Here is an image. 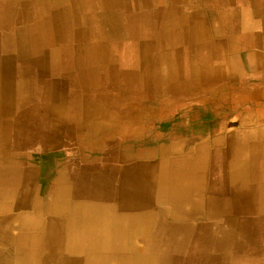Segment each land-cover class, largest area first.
Listing matches in <instances>:
<instances>
[{
  "label": "crops",
  "instance_id": "1",
  "mask_svg": "<svg viewBox=\"0 0 264 264\" xmlns=\"http://www.w3.org/2000/svg\"><path fill=\"white\" fill-rule=\"evenodd\" d=\"M7 3L0 0V11ZM54 8L61 11V20L34 31L42 36L58 26L70 29L67 41L53 44L41 43L39 37L34 39L38 44L22 37L19 44L12 41L6 36L15 26L0 14V225L5 228H0V244L17 251L15 264L90 262L86 254L67 247L70 230L27 229L20 214L43 218L53 204L51 218L57 223L78 218L74 206L96 202L97 212L86 215L110 219L109 232L118 235L122 227L115 222V209L131 211L138 204L122 203L138 198L124 196L122 171L112 168L124 156L134 168L132 152L116 151L112 143L145 133L140 126L163 123L166 141L199 143L186 145L185 156L216 159L234 142V155L250 159L254 169L248 178L245 171L236 174L238 182L227 188L210 182L204 191L162 178L166 188H159V197L155 176L167 161L146 162L149 174L141 184L149 199L129 221L138 223L139 212L144 213L147 248L152 239L159 244L166 221L167 254L188 252L193 243L224 251L221 264L250 256L264 264V0H74L67 16L58 2ZM39 24L38 18L32 22ZM67 45L72 50L68 64L61 56ZM32 108L37 111L31 113ZM44 114L48 119H39ZM155 154L163 157L166 148ZM234 168L205 170L231 176L238 170ZM241 174L245 182H240ZM93 189L100 197L83 194ZM166 189L173 196L166 209L152 210ZM112 191L114 198L108 196ZM58 196L70 202V214L57 213L63 203ZM172 239H187V246H175ZM41 253L52 256L38 258ZM104 257L99 254L98 262ZM109 258L116 264L123 255L113 252Z\"/></svg>",
  "mask_w": 264,
  "mask_h": 264
},
{
  "label": "rangeland",
  "instance_id": "2",
  "mask_svg": "<svg viewBox=\"0 0 264 264\" xmlns=\"http://www.w3.org/2000/svg\"><path fill=\"white\" fill-rule=\"evenodd\" d=\"M46 92L47 91H45V94H47ZM51 108L52 107H50L49 110ZM30 111L31 113H35L37 110H35V108H32ZM41 118H44L45 120L48 119L47 115L45 114L40 116L39 119ZM31 119L33 118L31 117ZM140 128L146 129V132L138 136L136 135L127 136L128 138L126 140L116 141L115 143H112L116 151L122 150V152L125 153L126 151L129 150V152H132L131 163L132 164L134 163L135 165L134 168H129L132 167V165L129 166L128 165L129 162L123 161L124 160L123 158L125 156L121 159L117 158L119 162L112 167L122 171L119 178L121 180L122 189L125 197H128L129 194H133L135 191H137L138 186L147 179L149 174V169H148L149 163L146 162L149 161L161 162L162 160H164L167 161V163L172 164L171 166L166 165L163 168H159L157 175L155 176L156 183H155L154 191L155 194H157L159 197H160L158 192L159 188L161 187L166 188V184H164V182H161L162 178L163 181H165L166 179V182H170V183H179V182L191 183L192 181H194L193 171H192V167L190 168V163L193 160H195V158L185 156L186 149H188V146L186 145L191 144L193 146L194 145L196 146L199 145V143H194V142L188 143L180 139H176L173 141H166V123H163L161 125L155 124V125L140 126ZM175 138H179V136H176ZM161 146L166 148V154L163 157L155 154L158 152L157 148H160ZM107 152H111V151H107ZM223 157H224V161L227 163L239 162L240 160L241 162L248 161V158H244V157L240 158L237 155H226ZM210 161H212V159H210ZM137 163H143V164L137 166ZM240 172H241L240 170H237L232 175L235 176L236 174H240ZM199 173L203 175V179L204 181H206V183L219 182L220 173L211 174L209 171L205 169L199 171ZM113 175L115 176V174ZM161 175H163L164 177H162ZM100 179L103 181L102 177ZM97 181L101 182L99 180ZM108 181H110V179ZM116 184L119 185L118 183ZM117 191L119 192L121 191V189ZM169 193L172 194L170 191L166 189V196L163 197V199L156 197V200H154V205L151 206V209L154 210L161 207L166 209V200H168L169 197L173 198V196L171 195L169 196ZM54 195L55 194H53V196ZM58 197L63 200V203L58 205L57 213L60 215L64 214L65 216L64 212L67 209L68 213L70 214L72 210V206H70V202L66 204L64 203L66 199L65 197L63 196H58ZM42 204H43L42 206L45 207L46 205L45 200H43ZM135 204H138L137 206H139V201L135 203H128V202L122 203V205H127V206L135 205ZM35 207L41 208V202L35 201ZM99 208L100 206L96 202H93L91 205L87 204L86 206L76 205L74 206V212L73 211L72 212L76 214V216L79 215L78 218L65 220V222H68L70 224L69 226L71 229L70 230L71 234H69L66 238L70 240V244H68L67 247L77 253L81 252L86 254L87 255L86 258L90 262H86L85 264H109V263L115 264L114 262L109 261L110 259L109 255H112L113 252H115L116 255L122 257V255L124 254L125 255L132 254L135 256L139 254H144L148 251L146 245L147 231L145 229L147 226V222L144 221L145 219L143 218L144 215L143 212H139V216H140L139 222L131 224L132 222L129 221V218H131V215L133 217L136 214V212L124 210L119 207L116 208L115 211H117L119 215L118 217H116L117 219L115 222L117 223V225L118 224L121 225L122 230L120 228V233L114 236L112 233L109 232V230H111L112 228V225L110 224V219L107 220L104 217L90 219L91 217L89 218L88 215H86L88 211L97 212ZM45 214H46L45 217L42 218L41 216L38 219H34L33 214L29 212L26 213V215L20 214V216L23 218L25 217V220L27 221V229L40 230L42 232H45L43 226L45 223H47L51 215L54 214L53 204L50 205V207L48 208ZM164 224L165 227L163 230L160 231L159 234L160 239H159L158 247L154 248L152 251L155 255H159L161 252H166L167 250H169L166 247V221L164 222ZM116 238H118L119 242L114 250L109 245L108 241ZM234 239L238 243L242 241V238L236 237ZM188 249L189 251L186 252L185 254L177 251L171 252L176 254L177 256L171 258L170 259L171 261L169 262L165 261L164 264H221L219 257H221V254L224 253V251H220V250L217 251L216 248L210 249L209 247H205V246L199 248L198 246L196 247L193 243L191 244V247ZM227 250L228 251L226 252L232 258L234 254L232 253V249L228 248ZM99 254H104L105 256L108 257L107 259L106 257H104L98 262ZM236 255L238 254L236 253L235 256ZM120 261L121 260L118 259L116 264H121L122 262ZM132 264H139V263L138 261L134 260L132 261Z\"/></svg>",
  "mask_w": 264,
  "mask_h": 264
},
{
  "label": "bare ground",
  "instance_id": "3",
  "mask_svg": "<svg viewBox=\"0 0 264 264\" xmlns=\"http://www.w3.org/2000/svg\"><path fill=\"white\" fill-rule=\"evenodd\" d=\"M7 1H8L7 6L4 8V11L3 10L0 11V14L2 12H4V14H5L4 18L10 20L13 23L12 26H15V28L14 27L11 28L9 35L6 36V37H10L12 41L17 40V43L19 44L18 41L21 40L20 37L24 38L25 41L32 42V43H37L36 40H34V39H36L38 37L40 38L41 43H47L48 42V43L53 44L54 40H57L58 42H60V41L64 42V41L68 40V37L70 36L69 35L70 29L68 30L67 28L66 29L62 28V26L56 27L55 31L46 30L49 33L46 31H43L42 36L36 35L34 33V31H36L35 27H39L40 25H43V27H40L39 29H42V28L47 29L46 25H49L51 22H54L57 19H58V21L61 20L60 19L62 17L61 11L56 9V8H54V10L52 9V7H54V5H55V2H58V5L62 6L63 9L65 8L66 11L65 10L64 11L67 13L66 14V16H67L71 10V6H73V4H74V0L73 1L72 0H7ZM60 1H63V2H60ZM1 16H2V14H1ZM37 18L41 19V24L36 25V26L35 25L32 26V22L35 21V19H37ZM22 25L27 26V27L25 29H19V28H23ZM51 33L53 34L54 37H52L50 35ZM52 38H53V41L51 42ZM33 46L34 45H32V47ZM68 48H69V46L67 45L66 49L61 53V56L64 58V60H65L64 62L66 64L69 63L68 61H70L71 54H72V50L71 49L69 50ZM14 49H15V47L12 46V52L11 53H14V51H13ZM18 49H19V47L17 48V50ZM18 52H19V50L17 51L16 54H18ZM65 57H66V59H65ZM13 65H14V62H11V70L12 71L16 70L15 66H13ZM233 66H235V65H233ZM240 67H241V65H240ZM214 69H215V67H214ZM7 85L9 86L8 83H7ZM11 89L12 88L9 86V92ZM10 96H11V94H10ZM232 145H233V147H231ZM236 145H237V143H235V144H234V142L230 143V145L227 146L228 148L225 147L224 151L222 150V151H220V153H222V154L224 153V156L234 155L236 152V149H237ZM163 149H164V147L161 146L160 148H157V151H161ZM203 150H204V148H203ZM203 155H205V154H203ZM203 155H199V156H203ZM212 161H213V163H212ZM212 161H210V159L207 157H203V158L198 157L195 160H193L190 163V168L192 167L194 181H192L191 183L188 182L187 186L194 184L198 188L202 189L201 191L208 190L207 187H209L210 184L206 183V181H204L202 174H199V171H202L204 169H210V168L225 169V168H229L230 166H234L235 167L234 169L240 168L238 170L245 171L243 173H244V175L247 176V178L250 176L248 171H250V173H252V171L254 169L253 165H251L250 159H249L248 163L241 162V160L239 162L227 163L224 161V157L220 156L219 158L212 159ZM163 164L165 166L166 165H169V166L172 165L171 163H167V162H163ZM255 168H257V167H255ZM219 173H220L219 183H220V185L222 184L223 187H225V188H227L228 185L230 186V183H232V182H235V183L238 182V177L236 175L235 176H229V175L224 174L222 172H219ZM244 175L241 174L240 182H245L244 179H246V177ZM195 180H198L200 183L196 182ZM142 187H143V184H140L137 188V191L134 192L133 198H138L139 206L133 207V209L131 210L133 212H137L136 209H139L141 211L146 206V202L149 199L148 194L146 193V191H144L145 188L144 187L142 188ZM232 192H233L234 197H237L238 191L233 190ZM83 194H85V196L100 197L99 191L94 190V189L85 191ZM28 196H30V195H28ZM108 196L114 198L116 196V192L112 191L110 194H108ZM1 212H4V211L0 207V214H1ZM64 213L66 216V214L68 213L67 209L65 210ZM136 216H137V214H135L133 217H136ZM131 217H132V215H131ZM56 224H58V225H56ZM69 225L70 224L68 222L61 221V220L56 223V221L50 217L48 219L47 223H45L43 227H44L45 232H48V233H50L52 231H56V230L61 232V233H65V232L71 230ZM0 228L5 229L1 225H0ZM113 235L115 236L116 234H113ZM217 239H218L217 245H219V247L222 246L224 239L221 237L217 238ZM157 240L158 239H152L151 240V247L144 254H139V255H135V256L132 254L131 255L128 254L125 256L123 255V259L121 260V262H122L121 264H129V263L132 264V261H134V260L138 261L139 264H164L165 261L169 262V261H171L170 260L171 258L177 256L174 253H168L167 254L166 252H164V253L161 252L159 255H155L152 251L154 248H156L158 246V245H155ZM172 240H173V245L178 246V247H182V248L187 246V243H188L187 239H182L179 242H174V239H172ZM115 241L119 242L118 238L112 239L111 243H110V241H108L109 245L112 248L115 245ZM25 243L28 245L27 242H25ZM124 243H125V241H124ZM61 245L65 246L66 243L61 242ZM124 245H126V244H124ZM3 247H5L4 242L0 244V264H15L14 256L17 253V251H15L11 248H3ZM4 249H6V250H4ZM61 251H62V249H61ZM67 252H69V251H67ZM20 253L25 254L27 252L24 251V252H20ZM182 253L185 254L186 252L182 251ZM66 254H68V253H66ZM51 256H52L51 254H47V255L42 254V255H39L38 258L43 259L44 257H51ZM29 258L31 259V257H28V261H31L30 263H33V260L32 259L29 260ZM192 258H193V256H192ZM66 259L69 260L70 257H67ZM257 261H258V259L253 258V256H250L249 259H244V260H242L241 258H234L233 259L234 264H257L258 263ZM64 263H62V264H64Z\"/></svg>",
  "mask_w": 264,
  "mask_h": 264
}]
</instances>
